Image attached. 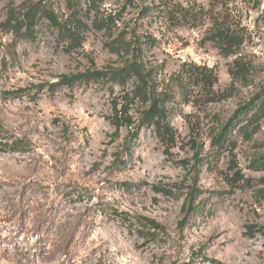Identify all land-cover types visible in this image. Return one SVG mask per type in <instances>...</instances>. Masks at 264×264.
Listing matches in <instances>:
<instances>
[{
  "label": "rangeland",
  "instance_id": "obj_1",
  "mask_svg": "<svg viewBox=\"0 0 264 264\" xmlns=\"http://www.w3.org/2000/svg\"><path fill=\"white\" fill-rule=\"evenodd\" d=\"M262 102L264 0H0V264H264Z\"/></svg>",
  "mask_w": 264,
  "mask_h": 264
},
{
  "label": "trees",
  "instance_id": "obj_2",
  "mask_svg": "<svg viewBox=\"0 0 264 264\" xmlns=\"http://www.w3.org/2000/svg\"><path fill=\"white\" fill-rule=\"evenodd\" d=\"M38 11L39 10L32 9L30 12L24 15V22H26V26L28 29L32 27L34 17ZM46 18L52 25H58L57 20L53 15L46 14ZM213 39L214 41L219 42V45L225 47L224 49H226L227 51H230V49L238 43V37H236L235 35L228 36L226 33H222L221 31L214 33ZM191 74L192 77L195 80L200 81L202 85H206L212 80L210 70L206 68H194V71H192ZM105 75L107 76V74ZM109 76V80L116 82L124 81L126 78L133 76L138 82V86L136 87V95L140 97L144 102L149 101L148 109L144 112L145 121L150 120L157 128H164L162 124L165 119V111L163 109V106L165 105L167 99L166 90L162 93H156L153 90H149V72L145 73L142 69V66L137 64L136 62H130L124 68L113 70L109 74ZM248 105H246V109ZM263 105L264 103L262 102L258 110L262 111L261 109H263ZM194 197V193L191 192L182 208L183 219L187 218V216L195 210Z\"/></svg>",
  "mask_w": 264,
  "mask_h": 264
}]
</instances>
